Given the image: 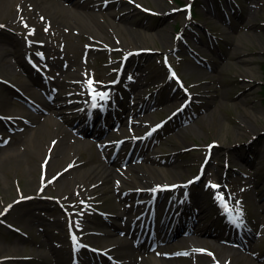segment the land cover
Returning a JSON list of instances; mask_svg holds the SVG:
<instances>
[{"label": "rangeland", "instance_id": "rangeland-1", "mask_svg": "<svg viewBox=\"0 0 264 264\" xmlns=\"http://www.w3.org/2000/svg\"><path fill=\"white\" fill-rule=\"evenodd\" d=\"M90 1L98 3L92 11L98 16L96 30L88 32L73 25L64 14V8L73 7L63 1V8L58 9L61 28L55 29L54 19L42 16L30 43L32 51L24 50L27 26L21 28L20 34V29L6 26L7 18L0 22V264H125L148 258L160 260L153 249L145 253L120 252V244L127 237L111 232L115 238L106 241L108 235L98 227L105 222L114 228L121 224L115 219L118 212L110 213V208H120L112 174L107 176L100 169L101 182L91 185L89 193L80 184V170L104 160L97 140L105 130L112 131L108 141L113 139L116 143L109 146V154L115 149L121 153L117 164L110 165L119 175H125L122 169L130 163L127 159L136 139L149 147L148 153L159 171L171 169L175 163L185 170L183 178L192 180L205 165L202 177L192 182L184 205L178 209L184 212L182 219H177L178 213L173 211L167 219L183 221L190 227L197 216L205 218L201 227L214 233L218 240L198 246L202 254L197 257L191 256L197 253L188 252L184 242L177 248L172 243L165 244L169 262L163 264L199 263L214 256L224 264H264V0H159L162 5L157 0H129L133 3L128 5V10H132L129 24L120 20L118 12L126 3ZM112 22L129 26L135 42L148 49L128 55L129 47L117 41ZM164 34L166 41L161 39ZM12 37L18 40L15 44L22 53L27 52L25 55L34 61L41 76L37 85L27 79L34 71L6 55L5 51L12 49ZM36 40H42L45 47L34 43ZM44 56L65 61L59 65L66 66V73H75V82L91 80L102 93L110 90L107 101L97 104L92 116L93 124L104 126L105 130L93 127L92 131L79 132L81 127H87L77 118L78 112L74 113L77 106L65 107L72 98L69 90L62 94L52 91L50 95L54 88L50 79H64L60 72L63 66L44 63ZM165 59L182 83L170 79ZM3 67L8 77L2 75ZM24 82L29 84L28 91L22 88ZM134 91L143 99L141 104L137 101L131 105ZM16 92L33 95L34 103L41 109L48 103L56 106L59 116H52L51 126L57 122L63 125L68 130V141L75 140L74 145L83 147L79 155L66 160H75L77 165L65 176L60 168L52 171L51 178L45 176L47 153L57 138L46 128L42 129L43 136H29L36 125L24 118H39L40 114L12 99ZM14 113L21 119L12 116ZM124 113L136 114L134 120L145 118V123L130 125ZM43 114V119H47L48 113ZM159 123L163 126L156 129ZM112 124L115 127L110 129ZM133 131L138 132V137ZM89 140L94 143L88 144ZM164 180L167 186L172 184L170 176ZM167 186L155 208L161 217L164 207H172L181 195L178 189L171 191ZM123 188L127 193L133 192L127 194L126 203L135 207L136 189ZM222 196L225 199L220 203ZM196 201L206 211H200ZM223 203L229 207L227 210ZM96 207L100 209L91 216ZM83 213H88V219H81ZM90 222L98 226L93 227ZM231 240L240 243H227ZM106 242L117 245L114 251H108L109 261L99 258ZM244 244L253 250H244Z\"/></svg>", "mask_w": 264, "mask_h": 264}, {"label": "bare ground", "instance_id": "bare-ground-1", "mask_svg": "<svg viewBox=\"0 0 264 264\" xmlns=\"http://www.w3.org/2000/svg\"><path fill=\"white\" fill-rule=\"evenodd\" d=\"M63 1L69 2L73 8H64V14L68 17V19L72 22L73 25L76 27L88 30V32H92L96 29H94L95 21L98 19L97 15H94L92 12L94 9H97L96 5L98 3H92L90 0H0V22H3V18H7L6 26L14 29H20L24 26L28 27L27 33L23 36V39L25 42H27L26 48L24 50L32 51V48L30 46V43L35 39V27L39 25L37 22L42 18V16L47 17L48 19H54L52 22H54V28L59 29L62 26V18L59 14L60 7L63 8ZM96 1V0H95ZM124 3H126V6L119 9L118 12L121 14L119 17L120 20L124 24H129L131 20L132 10H128V5H133V3L129 0H119ZM118 1V2H119ZM160 5H162L161 1L157 0ZM132 3V4H131ZM16 7H18L16 9ZM19 8L22 10L19 12ZM170 11V9H169ZM115 13V12H114ZM94 21V22H93ZM91 22L93 24H91ZM52 26H49L51 28ZM102 27V26H101ZM100 27L102 32V28ZM112 28H113V34L115 35L117 41L119 43L123 42L124 45L128 46L129 48L126 50V53L138 51V50H144L148 49V47L143 46V44H138L135 42L134 38H132V29L129 26L122 25L120 23L112 22ZM13 29V30H14ZM90 30V31H89ZM99 32V33H100ZM23 33V31H20V34ZM102 36V33L100 34ZM16 38V37H15ZM15 38L12 37V40L10 45L12 46V49L6 50V55H11L13 58L17 61V63L21 66H28L32 71H34L33 74H28L27 79L29 83H34V85L38 84V80L41 79V76L37 73L36 69L34 68V61H32L31 58L25 55L28 54L27 52L22 53V48H19V46L15 43L18 42ZM143 39V38H142ZM145 39V38H144ZM161 39L163 41L168 40V37L166 34L161 36ZM36 44H39L42 46V48L45 47V43L40 40H36L34 42ZM15 44V45H14ZM120 46V45H119ZM2 48V46H0ZM51 59V60H50ZM42 61L44 63H48V61L51 63H54L58 66H63V68L60 69V72L63 73V78L60 80V77H53L50 79V82L54 84V91L56 92L59 90V93L62 94L65 89H68L69 94L72 98L68 100L67 104L65 105L66 108H70L72 106H77L78 109L74 111V113L78 112L77 118L79 117L80 120H82L83 124L86 126L90 125V120L93 116V114L96 111V108H92L91 106V100L88 102L87 94L92 93L90 98L95 97L97 95H100V91L92 85L90 88L88 85V82L79 83L75 82L74 79H77V76L74 74H68L66 73V66L65 65H59L61 63H65V61H61L56 57L53 58H47L43 57ZM26 65V66H25ZM9 68L8 66H6ZM2 74L6 77L7 75V69L5 67L2 68ZM11 78V77H9ZM6 79V78H5ZM11 80V79H7ZM5 81V80H4ZM5 81V82H7ZM41 81H39L40 83ZM22 88L24 91L29 90V84L27 82L21 83ZM71 86V88H67ZM12 99H17L19 101H22L25 104L28 105H34V108L36 109V112L40 114V117L38 118H30L26 117L25 120H28L30 123H33L36 125V127L32 128L30 130V135H36V136H43V128H46L49 133H52L56 136L57 140L50 144L48 155V162L44 166V173L47 178H51L53 173L52 171L55 168H60L62 172V176H65L69 169L76 168V162L77 161H69L68 163L66 160H72V157L79 155V151L83 149L81 144H75L74 142H69L67 139L68 130L64 128L63 125L58 124V122L51 126L50 120L53 117H58L59 114L56 110V106L52 105L51 103H48V105L44 106L43 109L38 108L35 106V103L30 98H33V95L27 97L25 95V92H16ZM68 94V95H69ZM89 96V95H88ZM9 102H12L11 100H8ZM131 105L135 104H141L143 102V99L141 100V97L138 94V91H134L131 95ZM138 101V102H137ZM137 102V103H136ZM70 105V106H69ZM129 110V109H128ZM126 110V112H128ZM41 112L48 113L47 119H43L44 116H41ZM249 113V112H248ZM250 114V113H249ZM19 115L18 113L12 114V116ZM44 115V114H43ZM124 117L127 119H130V125H136L139 123H145V118L134 120V117L136 114H123ZM22 131H25L21 128ZM109 131V130H108ZM27 132V131H26ZM28 133V132H27ZM106 135H103L102 138H105ZM134 137H138V133L134 131ZM128 141V140H127ZM90 142H92L90 140ZM105 143H108L107 140L104 141ZM47 149V148H46ZM132 154L130 155L129 159H127L128 162H130L125 169H122V171L125 173V175H119L115 171L114 166H110L111 164L116 165L118 162V159L121 158V153L118 149L114 150L111 154H109V147L104 146L101 149V153L103 155L102 161H99L98 164L92 165L89 167H86L82 170H80V184H82L85 187V191L89 193L91 191V185H95L101 182V179L99 178L98 171L100 169H103V173L107 174L109 176L112 174L113 176V184L114 188L119 194H117V197L120 201V208H118V205L110 208L112 211L111 214H118L115 215V219L119 220L121 222V226H119L117 229L114 227H110L108 222H105L104 224H96L94 222H90L91 226H98L102 229L105 234L108 235V240L112 239L114 236L111 234V232H117L120 231L124 236L127 238H130L131 241H128L126 238L125 241L121 242L119 250L120 252L124 251L125 253H145L149 249L157 250V254L161 257L159 261H153L152 259L148 258L146 260L142 261H135L132 263L124 262L125 264H163L164 261H168L166 257H168V253L166 250L165 244H159L155 238L149 236L145 231V226L142 224V221H144L143 217L138 214L133 217V213L136 211H143L145 210V215L148 217L155 214V207L157 205V201L160 197H163L164 194V188L168 184L165 182L164 177L170 176L172 180V185L176 186V189H178V192L181 194L178 199H176L173 203V206L176 208H179L183 206L185 202V196L188 194V188L190 184H188L189 179H184L183 175H185V170H183L179 165L173 164L171 169H167L165 171H159L154 166L153 157L148 153L149 147L143 146L142 144H139V140H134L133 146H132ZM46 151V150H45ZM73 152L74 155H73ZM72 156V157H71ZM109 161L108 165L107 163L104 164V162ZM112 161V163H111ZM67 184V182L65 183ZM64 184V185H65ZM126 187L127 189L134 188L136 189V196H138V200L136 202L135 208L132 206H129L126 201L129 199L127 198V194L133 195V192H126V189L122 187ZM135 196V197H136ZM92 204V203H91ZM196 207L200 211H206L204 206L201 202L196 201ZM94 211L90 215H95V211L99 210L100 207L92 208ZM95 212V213H94ZM98 212V211H97ZM109 213V212H108ZM88 214V213H87ZM85 213L81 214V219H88L87 215ZM199 215V214H198ZM146 217V216H145ZM71 223L74 222L73 216L69 217ZM90 220V219H89ZM205 218H201L197 216L194 218L193 222H191L189 229L185 230V234L181 235L182 237H177L178 242L176 244L180 243H186L188 252L191 254L197 253L195 255H191L193 257H197L198 255L202 254L200 251L201 248L198 246H203L204 243H206L209 240H218V237L208 230L201 227L202 221H204ZM164 223L169 224H175L172 220H166ZM97 234H100V232H96ZM166 236L165 229L160 230V236ZM176 235V234H175ZM179 238V239H178ZM250 240V239H249ZM170 242L169 240H167ZM230 244H239L240 241L238 240H231L227 241ZM245 242V241H243ZM196 247H194V245ZM242 248L245 250H253L250 245H242ZM78 249V248H77ZM223 251L227 252L228 250L223 248ZM57 252V251H56ZM55 252V253H56ZM121 257V253L118 255ZM56 261H59V255L55 254ZM218 256H214L212 258L204 259L201 262H193L192 264H224L221 263V260L217 258ZM169 262V261H168ZM253 264V263H249Z\"/></svg>", "mask_w": 264, "mask_h": 264}, {"label": "snow or ice", "instance_id": "snow-or-ice-1", "mask_svg": "<svg viewBox=\"0 0 264 264\" xmlns=\"http://www.w3.org/2000/svg\"><path fill=\"white\" fill-rule=\"evenodd\" d=\"M88 85H89L90 88L92 87V81H91V80L88 82ZM106 96H107L106 93H101V94H100V98H101V99H105ZM214 187H215V186H214ZM225 207H226V206H225Z\"/></svg>", "mask_w": 264, "mask_h": 264}, {"label": "trees", "instance_id": "trees-1", "mask_svg": "<svg viewBox=\"0 0 264 264\" xmlns=\"http://www.w3.org/2000/svg\"><path fill=\"white\" fill-rule=\"evenodd\" d=\"M264 95V94H263Z\"/></svg>", "mask_w": 264, "mask_h": 264}]
</instances>
